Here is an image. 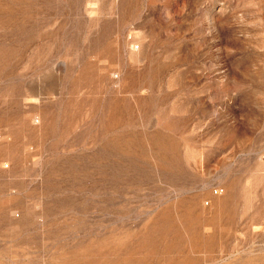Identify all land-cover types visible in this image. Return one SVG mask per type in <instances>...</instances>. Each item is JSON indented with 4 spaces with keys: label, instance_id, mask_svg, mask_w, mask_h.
<instances>
[{
    "label": "rangeland",
    "instance_id": "rangeland-1",
    "mask_svg": "<svg viewBox=\"0 0 264 264\" xmlns=\"http://www.w3.org/2000/svg\"><path fill=\"white\" fill-rule=\"evenodd\" d=\"M0 264H264V0H0Z\"/></svg>",
    "mask_w": 264,
    "mask_h": 264
},
{
    "label": "built area",
    "instance_id": "built-area-1",
    "mask_svg": "<svg viewBox=\"0 0 264 264\" xmlns=\"http://www.w3.org/2000/svg\"><path fill=\"white\" fill-rule=\"evenodd\" d=\"M216 193V192H215Z\"/></svg>",
    "mask_w": 264,
    "mask_h": 264
}]
</instances>
